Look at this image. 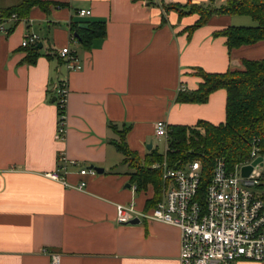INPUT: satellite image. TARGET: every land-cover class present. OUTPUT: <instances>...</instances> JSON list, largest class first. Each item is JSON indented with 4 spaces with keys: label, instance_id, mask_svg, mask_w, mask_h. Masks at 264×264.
<instances>
[{
    "label": "crops",
    "instance_id": "0c3cea01",
    "mask_svg": "<svg viewBox=\"0 0 264 264\" xmlns=\"http://www.w3.org/2000/svg\"><path fill=\"white\" fill-rule=\"evenodd\" d=\"M19 1L0 0V7ZM47 1L53 2L48 10L33 6L10 31L0 32V264H179L176 226L115 220L116 203L145 209L154 194L152 185L136 189L130 182L132 165L115 142L126 127L124 141L141 161L157 148L146 147L155 138L157 120L168 126L224 121V88L201 103L177 101V94L198 87V68L223 72L243 68V59H264V39L228 50L218 32L254 25L250 16L214 14L190 31L198 13L163 7L226 0ZM79 8L91 13L80 17ZM87 20H104L106 30L88 49L71 41L69 31L71 22ZM30 33L42 44L34 63L26 61L21 45ZM64 46L76 51L81 68L66 67L58 56ZM61 81L67 85L65 135L57 139L52 98ZM59 154L67 160L65 179L84 180V187L65 186L47 175ZM91 164L103 171L79 174ZM233 264L264 260L241 258Z\"/></svg>",
    "mask_w": 264,
    "mask_h": 264
},
{
    "label": "built area",
    "instance_id": "2783aa9c",
    "mask_svg": "<svg viewBox=\"0 0 264 264\" xmlns=\"http://www.w3.org/2000/svg\"><path fill=\"white\" fill-rule=\"evenodd\" d=\"M89 8H79L76 14L88 16ZM17 20L15 13L3 17L0 32L7 33L6 21ZM70 40L75 37L70 35ZM38 36L27 34L22 46L35 44ZM68 69H79L76 51L64 46L58 51ZM67 85L61 81L55 88L58 101V121L55 138L65 135V105ZM154 136L164 139L167 147L168 125L165 120L154 123ZM165 153V151H164ZM261 156V162L252 164ZM76 164L75 161H70ZM67 160L59 154L56 169L47 175L61 181L65 186L82 188L84 180L70 183L65 179ZM251 165L247 175L242 174V167ZM152 167H161L163 186L156 205L137 209L133 203H116L115 220L129 223L133 218L139 220H158L176 226L180 232L179 264H233L236 260H264V153L256 144L252 145L249 157L236 163L232 168L221 157H216L212 165L209 180L201 185L202 170L198 160L188 161L184 166L173 167L167 164L165 155ZM92 167H82L79 174H93ZM53 255L52 261L57 262Z\"/></svg>",
    "mask_w": 264,
    "mask_h": 264
},
{
    "label": "trees",
    "instance_id": "16d2710c",
    "mask_svg": "<svg viewBox=\"0 0 264 264\" xmlns=\"http://www.w3.org/2000/svg\"><path fill=\"white\" fill-rule=\"evenodd\" d=\"M53 2L47 0H20L15 4L0 7V21L3 17L15 13L17 20L9 26V31L18 20L28 16L31 7L39 6L48 10ZM56 5V3H55ZM164 9L175 8L182 13H198L197 20L189 26V30L204 24L214 14L248 15L254 25H229L220 30L226 38L228 50L242 45L255 43L264 39V0H226L220 5L189 3L187 5L163 4ZM85 23L86 27L80 24ZM70 35L84 47L90 48L94 38L103 37L106 33L104 20H87L71 22ZM35 44L26 47L25 59L34 63L39 55ZM50 55V52L47 53ZM243 68L227 69L223 72H207L197 69L201 81L193 90L179 91L176 97L180 102H205L208 95L215 89L226 90L225 120L213 124L206 120H198L193 125L168 126L167 147L165 153L151 148L140 161L132 155L122 134L118 131L120 140L115 142L117 149L124 154V160L133 167L130 172V182L136 189H144L152 185L153 196L147 200V206L156 205L160 199L163 179L161 167H152L153 163L162 161L164 155L168 165L184 166L188 161L198 160L202 170L201 185L209 180L212 165L216 157H221L229 168L249 157L253 144L264 153V59H243ZM55 96V93L53 94ZM58 105L57 98L54 99ZM58 111V106H57ZM58 113V112H57Z\"/></svg>",
    "mask_w": 264,
    "mask_h": 264
},
{
    "label": "water",
    "instance_id": "95a60500",
    "mask_svg": "<svg viewBox=\"0 0 264 264\" xmlns=\"http://www.w3.org/2000/svg\"><path fill=\"white\" fill-rule=\"evenodd\" d=\"M80 26H81V27H86L87 25H86L85 23H81ZM41 46H42V44L39 42V43L36 45V48H40ZM54 99H55V96H53L52 100H54ZM146 147H147L148 149H150V148L152 147V142H149V143L146 145ZM261 160H262V157H261V156H258V157L253 161L252 164H255V163L258 162V161L261 162ZM89 167H90V168L92 167L93 169H95L96 172H102V171H103V168H102V167L94 166L93 164L89 165ZM251 167H252L251 165H245V166H243V167H242V174L247 175V174L250 172ZM127 185H129V184H127ZM137 222H139V219H138V218H133L132 220H130L129 223H137Z\"/></svg>",
    "mask_w": 264,
    "mask_h": 264
},
{
    "label": "rangeland",
    "instance_id": "374dc122",
    "mask_svg": "<svg viewBox=\"0 0 264 264\" xmlns=\"http://www.w3.org/2000/svg\"><path fill=\"white\" fill-rule=\"evenodd\" d=\"M236 17H238V18H246V20H250L251 19L248 15H241V16L236 15ZM252 22L255 23V21H252ZM244 25H250V24H244ZM152 143H153V146H157L158 150L161 151L162 153H164L165 145H166L164 139L161 138V139L158 140V139L154 138L152 140ZM129 160L131 162L132 158L129 157Z\"/></svg>",
    "mask_w": 264,
    "mask_h": 264
}]
</instances>
